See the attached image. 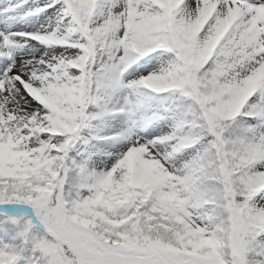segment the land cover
Listing matches in <instances>:
<instances>
[{"label":"snow or ice","instance_id":"6c2138e0","mask_svg":"<svg viewBox=\"0 0 264 264\" xmlns=\"http://www.w3.org/2000/svg\"><path fill=\"white\" fill-rule=\"evenodd\" d=\"M0 264H264V0H0Z\"/></svg>","mask_w":264,"mask_h":264}]
</instances>
